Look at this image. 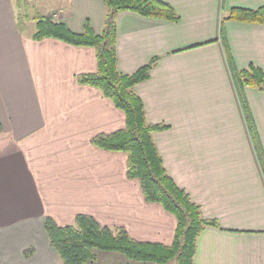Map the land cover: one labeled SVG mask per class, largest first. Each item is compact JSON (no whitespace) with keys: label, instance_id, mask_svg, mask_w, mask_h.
<instances>
[{"label":"crops","instance_id":"crops-1","mask_svg":"<svg viewBox=\"0 0 264 264\" xmlns=\"http://www.w3.org/2000/svg\"><path fill=\"white\" fill-rule=\"evenodd\" d=\"M34 1L35 15L26 21L33 27L21 31V8L0 0V264H62L46 233L48 217L66 226L88 214L138 241L170 245L176 219L145 201L127 177V155L92 144L125 127L110 99L77 82V75L97 71L94 49L33 39L36 16L74 33L89 22L101 34L103 1ZM162 1L178 22L119 14L118 70L132 74L158 59L135 91L148 121L168 126L154 134L168 173L220 226L200 235L195 264H264V172L220 33L233 8H263L264 0ZM224 27L237 69L264 70V25ZM245 96L264 156V91L246 87ZM108 255V262L142 264Z\"/></svg>","mask_w":264,"mask_h":264},{"label":"trees","instance_id":"trees-1","mask_svg":"<svg viewBox=\"0 0 264 264\" xmlns=\"http://www.w3.org/2000/svg\"><path fill=\"white\" fill-rule=\"evenodd\" d=\"M26 0H15L21 8ZM106 7L104 28L96 34L89 22L83 33L72 32L65 24L50 16H36V31L33 39L61 40L67 44L91 47L95 51L97 71L76 76L80 85L99 89L103 95L124 113L125 127L111 134L92 138V144L102 150L123 152L127 155V177L136 180L147 203L159 204L176 219L173 242L170 245L134 239L124 228L102 225L95 217L80 214L74 225H59L48 217L46 233L62 264H90L97 260L98 252L122 255L131 262L142 264H195L197 245L205 229L219 228L216 220L203 216L201 206L181 188L165 168L154 139V134L168 129L165 124H152L147 119L145 105L135 87L150 78L158 59L155 58L132 74L118 70L117 18L123 11L138 15L178 22L174 8L162 0H102ZM28 16H19V29L24 30ZM225 21L256 23L264 25V7L259 9L233 8L223 19L220 33L226 58L231 71L243 114L250 131L255 150L264 172V156L249 105L245 88L264 91V70L254 64L238 70L225 36ZM3 125L0 120V133Z\"/></svg>","mask_w":264,"mask_h":264},{"label":"rangeland","instance_id":"rangeland-1","mask_svg":"<svg viewBox=\"0 0 264 264\" xmlns=\"http://www.w3.org/2000/svg\"><path fill=\"white\" fill-rule=\"evenodd\" d=\"M25 2L27 4L28 3L29 4L28 5H26L24 3L22 4V7H21V15L23 17H24V15H26V16L29 17V19H31L32 16L35 15V9H34V7H35V1L34 0H26ZM43 6H44V4H43ZM24 24H25V28L27 29V31H30V27L29 26H32L33 27V25H30V22L27 23L25 21ZM97 254H98V257H99L98 260H96L97 262L95 261L94 263H90V264H108V263H110V264H116L115 260L108 262L105 258H103L104 256H109L108 254H111V255L114 254L115 256H121L119 258H123L122 255H119V254H116V253H110V252H98ZM125 260H127V259L125 258ZM170 264H175V263L174 262H171Z\"/></svg>","mask_w":264,"mask_h":264}]
</instances>
